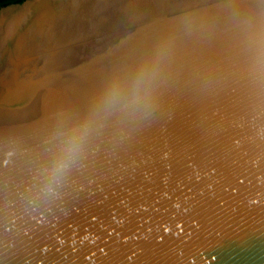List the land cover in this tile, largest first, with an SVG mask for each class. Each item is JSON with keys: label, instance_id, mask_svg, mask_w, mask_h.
<instances>
[{"label": "water", "instance_id": "1", "mask_svg": "<svg viewBox=\"0 0 264 264\" xmlns=\"http://www.w3.org/2000/svg\"><path fill=\"white\" fill-rule=\"evenodd\" d=\"M264 0H24L0 7V264H264ZM164 52L147 114L113 113L60 194L56 133Z\"/></svg>", "mask_w": 264, "mask_h": 264}, {"label": "clouds", "instance_id": "2", "mask_svg": "<svg viewBox=\"0 0 264 264\" xmlns=\"http://www.w3.org/2000/svg\"><path fill=\"white\" fill-rule=\"evenodd\" d=\"M243 32L248 75L254 83L264 84V19L245 21ZM163 58L164 52L157 51L139 66L134 77L110 81L84 116L72 120L56 133L47 160L37 170V199L48 200L60 194L66 178L108 116L118 112L125 118H136L148 113L156 100Z\"/></svg>", "mask_w": 264, "mask_h": 264}, {"label": "trees", "instance_id": "3", "mask_svg": "<svg viewBox=\"0 0 264 264\" xmlns=\"http://www.w3.org/2000/svg\"><path fill=\"white\" fill-rule=\"evenodd\" d=\"M23 1L24 0H0V7L6 6V5H9V4H12V3H21Z\"/></svg>", "mask_w": 264, "mask_h": 264}]
</instances>
